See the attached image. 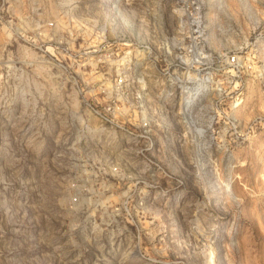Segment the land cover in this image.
Segmentation results:
<instances>
[{
  "label": "rangeland",
  "instance_id": "rangeland-1",
  "mask_svg": "<svg viewBox=\"0 0 264 264\" xmlns=\"http://www.w3.org/2000/svg\"><path fill=\"white\" fill-rule=\"evenodd\" d=\"M0 264H264V0H0Z\"/></svg>",
  "mask_w": 264,
  "mask_h": 264
},
{
  "label": "built area",
  "instance_id": "built-area-1",
  "mask_svg": "<svg viewBox=\"0 0 264 264\" xmlns=\"http://www.w3.org/2000/svg\"><path fill=\"white\" fill-rule=\"evenodd\" d=\"M234 62H236L235 56H230L229 63L233 64Z\"/></svg>",
  "mask_w": 264,
  "mask_h": 264
}]
</instances>
